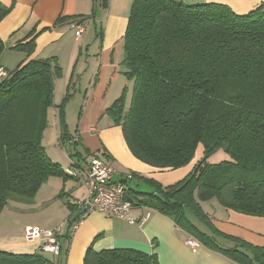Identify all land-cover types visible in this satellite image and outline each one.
<instances>
[{
    "label": "trees",
    "instance_id": "obj_1",
    "mask_svg": "<svg viewBox=\"0 0 264 264\" xmlns=\"http://www.w3.org/2000/svg\"><path fill=\"white\" fill-rule=\"evenodd\" d=\"M11 1L10 6L0 2V23L14 8L16 0ZM94 3L91 15L60 17L56 24L92 19L97 25L98 7L107 9L110 0ZM101 30L96 31L100 38ZM123 42L121 64L133 82L130 103L126 107L125 87L105 113L122 128L131 153L151 166L176 169L189 164L203 146V157L193 170L173 184L130 173L129 184L127 176L122 180L130 199L136 207L168 216L190 236L240 264H264V246L219 231L201 205L217 198L227 209L264 217V3L239 14L217 2L133 0ZM34 46L35 35L17 44L29 55L6 70L5 77L0 75V212L14 195L34 198L52 175L67 177L42 143L61 67L54 56L31 58ZM3 51L0 38V58ZM58 109L59 141L79 162L82 151L80 143L70 142L64 102ZM219 151L228 158L211 162ZM102 156L110 160L107 153ZM133 180L139 181L137 187L130 186ZM141 182L151 192L138 190ZM64 202L70 217L81 209L79 203ZM82 216L68 222L57 259L38 249L31 253L0 249V264H64L65 242ZM200 220L213 229L212 234L198 226ZM216 235L233 242L216 243ZM84 264L161 263L156 253L96 250L91 245Z\"/></svg>",
    "mask_w": 264,
    "mask_h": 264
},
{
    "label": "crops",
    "instance_id": "obj_2",
    "mask_svg": "<svg viewBox=\"0 0 264 264\" xmlns=\"http://www.w3.org/2000/svg\"><path fill=\"white\" fill-rule=\"evenodd\" d=\"M184 1L187 3H223L229 5L239 14L248 13L264 3V0ZM132 2L133 0H110L107 9L98 7L96 21L105 23L104 32L102 31L103 48L99 52L100 61L94 85V87L98 86V82L101 80L102 87L99 85V88L104 89L102 106L94 109V112L101 110L99 120L106 115V109L122 94L125 87L128 88L126 107L130 103L133 82H128L126 79L124 69L120 65L122 57L119 58L120 52H117V46L123 40L126 25L123 35L119 36L118 34L116 42L108 41L105 35H107L111 27L117 28L119 22L128 21ZM11 3L12 1L9 0L7 5L10 6ZM93 4L94 0H16L10 14L0 23V38L4 42V51L0 58V72L11 70L9 67L26 59V55L24 56V54L27 52V49L22 51L23 49L16 48V45L29 41L34 35L35 46L31 51V58H49L54 56L58 58L61 64L62 61L69 62V64L67 63L68 66L75 62L74 71H76L80 57L84 51L87 52L86 61L89 63V48L85 47V42L82 39V35L86 32V29L80 36H76L75 29L73 28L71 32L74 38H72L71 42L68 38V33L69 28H72L71 24L74 20H65L58 24L56 22L60 17L88 15ZM89 20L92 19H88L85 24ZM32 33L34 34L31 35ZM55 109L57 110L55 112L58 114L59 123V109L58 107ZM89 130L90 132H96L95 127H90ZM75 135L80 139V150L87 148L92 153L100 155L107 153L109 155V161L120 174L118 177H115V180H123L128 174L134 172L143 177L153 178L165 186L170 185L185 178L193 170L195 164L203 157V146L200 145L197 149L198 153L196 152L197 155H195L189 164L176 169H163L151 166L137 159L128 148L120 126L112 127L111 125L106 129L100 130L97 140L91 136H87L84 139L81 132H77ZM61 147L65 151L67 150L66 146L62 144ZM48 154L53 161L58 162L56 154H53V156L49 152ZM66 154L72 163L76 162V159L70 157L68 151H66ZM87 156L83 155V157ZM226 158H228L227 154L219 151L211 156L209 160L217 162ZM78 163L82 167L84 166V162L79 161ZM79 172L82 176V183H76L72 180L73 189H76L78 186H80L79 189L86 188L81 171H77L76 177L80 179ZM165 172H178L177 174L180 176H177V174L171 175L170 177L179 178L164 184L160 177ZM65 173L68 175L67 171ZM55 198L56 196L53 199ZM83 198L72 196V200L70 201L75 204L79 203L81 207V202L86 196ZM202 202L201 205L203 206L204 203ZM66 209L67 211L61 212L64 213V220L68 222L71 212L68 208ZM203 209L212 224L219 231L243 239L254 245L264 246V217L243 214L225 207L213 206L209 210L204 207ZM148 212H150V216L144 219ZM131 214L137 220L136 223H129L120 218H109L100 211H91L84 214L81 221L73 228L74 231L70 239L65 242V247L68 245V250L64 264H84L85 253L91 245L96 250L134 248L147 253H156L161 264H240L199 242L178 227L171 218L156 210L135 206ZM20 234L12 235L5 233L0 235V249L17 253H31L38 249L35 243L28 244L25 241L23 242ZM190 238L196 240L197 244L191 245L188 243ZM225 242L228 243V241Z\"/></svg>",
    "mask_w": 264,
    "mask_h": 264
},
{
    "label": "rangeland",
    "instance_id": "obj_3",
    "mask_svg": "<svg viewBox=\"0 0 264 264\" xmlns=\"http://www.w3.org/2000/svg\"><path fill=\"white\" fill-rule=\"evenodd\" d=\"M9 0H0V2L7 6V2ZM95 4V3H94ZM93 7L88 15H91L94 9ZM130 9V8H129ZM129 12V11H128ZM128 16V14H127ZM127 18V17H126ZM75 21V20H74ZM73 21V22H74ZM127 21V20H126ZM126 21H121L118 23L117 28H110L107 32L108 41L116 42L117 36L123 35L125 25L127 27ZM97 25L93 20H89L86 26V32L82 35L83 42H85V47L89 48L90 56L89 63H87V52L83 51L82 56L80 57V61L78 63L77 70L74 71L75 62L71 63L68 66L69 62L62 61V64L58 60V64L61 67V74L57 75L55 78V92H54V105L50 107V111H48V127L46 128L43 136L42 143L46 147L47 151L53 156L56 154V160L62 165L65 171H69L71 169L72 173H68L67 177L52 175L48 178L45 184L41 186L39 189L37 196L34 198H28L25 196L14 195L15 197L11 199L7 206L0 212V235L2 234H20L22 236L23 242L25 241L28 244L35 243L37 246L39 242L37 240H30L24 234V229L27 226L30 227H38L41 229H56L60 228L63 235H65L68 231V222L64 220V213L61 211H67V206L65 204V200H72V196L85 198L87 196V190L84 187L83 189H79L80 186L73 189L71 181L81 182L82 176L79 172L78 179L76 177L77 171L82 170L81 164H79L76 160L75 163L71 162V159L66 154V151L63 147H61V143L58 140L59 132L61 133V128L58 123V114L55 108L61 105L64 102V108L66 113L67 120V129L68 133L71 136L75 135L77 132L82 133V137L85 139L87 136L94 137L96 140L98 139V132L102 129H106L107 127L118 126L113 124L112 118L106 114L99 120V112H94V109L100 108L102 106L103 97H104V89H101V80L98 82V86H95V77L98 73L100 56L99 52L103 48L102 47V38L97 36L96 31L100 30L104 32L105 23L96 21ZM128 22V21H127ZM73 28H69L68 38L72 42V30ZM73 31V30H72ZM126 31V29H125ZM124 42L123 40L117 46V52H120L121 60L124 58ZM84 50V48H83ZM24 51V50H22ZM26 52V51H25ZM122 54V55H121ZM26 57L29 55L28 51L24 54ZM20 60V59H19ZM18 60V61H19ZM120 60V59H119ZM120 60V61H121ZM13 62V61H12ZM68 63V64H67ZM122 63V62H121ZM18 63L9 67L10 69L15 68ZM62 65V66H61ZM122 68V64H120ZM68 66V67H67ZM65 70V72H64ZM75 72V73H74ZM0 75L5 77L7 75L6 70L0 72ZM127 79V78H126ZM127 82V80H126ZM129 82V81H128ZM99 85L101 86L99 88ZM55 105H57L55 107ZM95 127L96 132H90L89 128ZM73 139H76L75 141ZM73 139L70 141L71 143H79L80 139L78 136H73ZM91 144V143H90ZM68 147V146H67ZM69 148V147H68ZM82 154L79 155V160L81 162L86 163L94 158L102 155H97L89 152L86 153L85 149L81 150ZM198 153V152H197ZM87 156V157H83ZM197 155V154H196ZM104 157V156H102ZM89 158V159H88ZM74 159H78V157H74ZM178 172H165L160 177L161 181L168 183L171 180H177L179 177H170L171 175H176ZM177 176H180L177 174ZM74 177V178H73ZM138 190L144 192H151V187L144 182H141ZM63 193L62 197H59V194ZM58 194V195H57ZM56 196L55 199H53ZM83 198V199H84ZM18 199V200H16ZM82 200V199H81ZM20 201V202H19ZM202 203L205 209H210L215 207H222L221 203L217 198H212L207 201H203ZM97 211V210H94ZM222 211V210H221ZM133 214V213H132ZM134 216V215H133ZM116 218V217H109ZM127 221V220H125ZM128 222V221H127ZM198 226L212 234L213 229L205 224L203 220L196 221ZM210 227V228H209ZM74 228V227H73ZM73 228L71 229V235L73 233ZM211 229V230H210ZM212 231V232H211ZM215 242L219 244H225L230 246L232 244V240H225L219 236H214ZM225 241H228L225 242ZM69 244V242H68ZM68 250V245L66 247ZM46 257H50L51 259H57L56 256L43 252ZM66 252L62 256L64 263L66 259Z\"/></svg>",
    "mask_w": 264,
    "mask_h": 264
},
{
    "label": "built area",
    "instance_id": "obj_4",
    "mask_svg": "<svg viewBox=\"0 0 264 264\" xmlns=\"http://www.w3.org/2000/svg\"><path fill=\"white\" fill-rule=\"evenodd\" d=\"M71 27L75 29L76 36H80L86 29L84 23L77 21H74ZM83 164L81 172L83 183L87 188V196L81 202V208L86 206V213L97 210L106 217H116L127 220L129 223H136L137 220L131 214L135 205L128 195V185L122 180H115V177L120 174L111 162L105 157L99 156L90 159L86 165ZM67 172L72 173L71 169ZM126 178L129 184L132 175L128 174ZM149 216L150 212L145 215L144 219ZM24 234L30 240L39 242V251L50 253L56 257L60 256L62 249L60 228L44 230L35 226H27L24 229ZM188 243L196 245L197 241L190 238Z\"/></svg>",
    "mask_w": 264,
    "mask_h": 264
},
{
    "label": "water",
    "instance_id": "obj_5",
    "mask_svg": "<svg viewBox=\"0 0 264 264\" xmlns=\"http://www.w3.org/2000/svg\"><path fill=\"white\" fill-rule=\"evenodd\" d=\"M139 185V181L133 180L130 182L131 187H137ZM87 211V207L83 206L81 209H79L77 212H75L68 220L69 223L74 222L78 217H81L83 214H85Z\"/></svg>",
    "mask_w": 264,
    "mask_h": 264
}]
</instances>
